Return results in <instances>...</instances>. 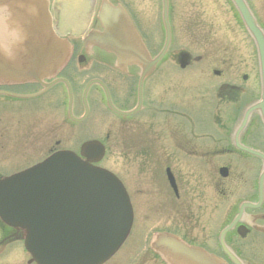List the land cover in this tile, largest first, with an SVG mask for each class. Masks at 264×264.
Listing matches in <instances>:
<instances>
[{
	"label": "flooded vegetation",
	"instance_id": "obj_1",
	"mask_svg": "<svg viewBox=\"0 0 264 264\" xmlns=\"http://www.w3.org/2000/svg\"><path fill=\"white\" fill-rule=\"evenodd\" d=\"M46 2L52 27L71 42L72 56L61 71L40 83L0 84V173H18L61 151L79 155L86 141L98 140L104 144L111 141L116 175L123 180L134 220L130 236L106 264H164L150 249V240L156 233L176 235L187 244L218 254L228 264H234L218 244L217 215L221 213V223L227 221L229 225L244 202L256 206L244 208L224 242L241 264H264V198L258 204V181L254 177L262 162L234 148L231 110L228 109L227 142L201 149L194 133L195 125L200 122L197 118L200 104L193 102L192 108L187 107L189 116L179 111L184 106L179 101L177 86L183 82L182 77L170 76L167 69H155L143 82L138 112L131 116L112 112L106 105L102 86L115 109L132 111L137 107L139 70L135 67L118 70L113 56L94 46L85 48L87 32L100 28L96 13L101 0ZM110 2L124 8L141 36L142 31H151L150 40L155 42L152 31L164 27L163 0ZM216 3L217 0H166V18L173 42L186 39L193 45L217 43L213 31L218 23L214 13ZM34 4L35 0H23L16 9L6 7L0 11L7 27L0 38V60L8 58L4 54L11 44L23 41L25 26L39 28L40 10ZM62 9L80 11L84 28L62 33L59 30L64 18ZM184 71L187 70L173 73ZM159 78L162 89L157 92L154 83ZM168 84L175 85L172 94ZM222 84V90L228 94L239 90L232 83ZM191 98L198 99V93L194 91ZM185 120L192 128L184 129ZM262 131L260 124L251 132L247 126L239 136L240 144L264 153ZM217 157L223 158L218 166ZM222 167L227 168V177L225 182H218L216 174ZM142 176L144 182L136 180ZM222 184L226 185V200L218 212L217 187ZM1 235L4 236L0 241L11 235L17 239L20 232L2 227ZM13 264L33 263L23 258Z\"/></svg>",
	"mask_w": 264,
	"mask_h": 264
},
{
	"label": "water",
	"instance_id": "obj_2",
	"mask_svg": "<svg viewBox=\"0 0 264 264\" xmlns=\"http://www.w3.org/2000/svg\"><path fill=\"white\" fill-rule=\"evenodd\" d=\"M231 1L254 41L261 78L260 100L245 112L241 126L253 111L260 113L264 123V34L255 24L244 1ZM38 10L41 19L47 22L46 4L39 5ZM99 17L103 32H93L88 39L114 54L118 63L138 66L142 70L141 79L145 77L168 47L167 26L163 50L151 60L127 16L119 8L105 2ZM49 39L52 40L51 37ZM52 43L59 50L52 64L59 67L64 62L67 48L57 40L53 39ZM27 67L25 65V69ZM29 73L26 70L13 77L24 78ZM91 145L88 143L84 147ZM263 177L264 172L260 180ZM12 183L20 186L22 203L3 204L0 201V219L10 226L26 229L25 247L38 264H100L115 251L128 232L131 210L117 179L103 170L83 166L71 154L52 157L22 174L0 181V188ZM70 183L77 184L78 188H71ZM73 191L82 192L89 202L84 203L80 195L72 196ZM71 198L78 200L71 203ZM71 206L80 207L79 215L71 214ZM75 222L78 223L73 226ZM180 249L185 250L183 247ZM180 258L187 260L186 255ZM201 258L204 263L218 264L200 252H195L192 263L204 264Z\"/></svg>",
	"mask_w": 264,
	"mask_h": 264
},
{
	"label": "rangeland",
	"instance_id": "obj_3",
	"mask_svg": "<svg viewBox=\"0 0 264 264\" xmlns=\"http://www.w3.org/2000/svg\"><path fill=\"white\" fill-rule=\"evenodd\" d=\"M253 1L254 6L257 10V15L264 25V0ZM80 5H84V3H80ZM214 13L216 15L217 22L219 21V23L221 24L219 25L217 23L215 25V35L218 40V45L215 46L216 51L214 49L208 50V48L200 46V50L195 51L194 53L204 55L205 57L207 55H211L212 57L209 59L215 60L222 58L224 52L230 53V56L226 54L225 58L227 57V60L224 61V63L218 60V62L214 64V66L221 70H224L225 75L227 77L229 76L230 80L234 83V85L242 86L249 92V94H254L258 92L257 85L256 87L254 86V82H257V66L255 59V51L252 42L250 41L247 34L241 29V27H239L234 21H232L231 23L229 22L228 9L222 0H217ZM61 15L64 17L60 23L59 29L62 33H64L66 30L76 31L79 29V27H83L82 22L84 21L82 20V13L80 11L62 9ZM159 36L160 34L157 35V37ZM184 44H186L187 46V41L182 43V45H179V47H184ZM179 47L175 45L174 49H177ZM163 66L165 68L169 67L171 69L173 65L163 64ZM202 68V72L204 73V75H202V81L200 82L202 88H208V86L214 87L221 81V79H207L208 77L206 72L209 67L204 66ZM210 68L213 69V67ZM243 74H248V79L246 81H241V76ZM224 78L225 76H223L222 79ZM161 89V83L159 82L156 86V90L160 92ZM169 90L170 94H172L176 90V88L174 85H171ZM186 91L191 92V89L188 86H185L183 92ZM200 94L203 95L205 100V95L207 93L204 92ZM219 112L221 117H225L226 115H228V112H225V110H219ZM204 115L202 117H204ZM198 130L200 132H209V120L202 121L201 124L197 126V131ZM107 164L111 168L113 167L112 158L108 159Z\"/></svg>",
	"mask_w": 264,
	"mask_h": 264
}]
</instances>
